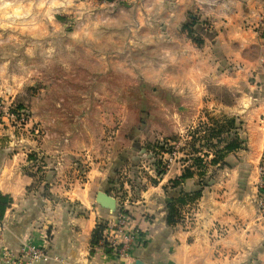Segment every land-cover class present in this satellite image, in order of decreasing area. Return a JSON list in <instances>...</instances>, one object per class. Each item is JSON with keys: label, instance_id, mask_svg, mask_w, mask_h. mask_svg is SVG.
<instances>
[{"label": "crops", "instance_id": "crops-1", "mask_svg": "<svg viewBox=\"0 0 264 264\" xmlns=\"http://www.w3.org/2000/svg\"><path fill=\"white\" fill-rule=\"evenodd\" d=\"M137 8V26H126L138 29L139 46L149 53L136 59L137 75L174 92L181 88V74L186 80L209 78L201 90L215 91L211 103L243 120L246 148L227 153L225 165L211 167L201 195L180 205L182 217L169 224L168 203L180 190L198 188L196 173L172 186L188 161L174 162L151 183L137 176L139 166L121 160L124 151L115 137L104 139L100 149L94 136L83 138L79 126L65 138L68 143L46 138L40 146L45 162L33 164L28 158L33 148L7 142L10 131L0 123V192L12 198L0 220V252L5 246L46 244L51 259L35 264H108L112 258L105 241L115 236L123 242L136 230L142 241L122 259L125 264H264V209H258L255 186L264 167V0H137ZM191 21L195 28H209L200 45L183 28ZM196 64L200 70L192 72ZM126 68L121 75L132 74ZM182 87L190 89L191 82ZM78 118L80 125L89 122V117ZM126 170L133 176L119 181ZM98 191L115 198L113 212L96 202ZM123 204L129 221L117 233L112 224ZM99 222L105 228L92 246Z\"/></svg>", "mask_w": 264, "mask_h": 264}, {"label": "rangeland", "instance_id": "rangeland-1", "mask_svg": "<svg viewBox=\"0 0 264 264\" xmlns=\"http://www.w3.org/2000/svg\"><path fill=\"white\" fill-rule=\"evenodd\" d=\"M136 4L137 0H0V123L12 132H5L7 142L33 148V164L45 162L40 146L46 138L68 143L65 138L80 126L83 138L87 133L94 136L100 149L104 139L115 137L124 151L121 160L139 166L137 176L153 183L157 167L165 173L174 162L186 159L192 132L207 128L209 117H219L221 110L211 103L215 91L201 90L209 78L193 75L186 80L181 74V88L174 92L137 75L136 59L149 53L139 46L138 29L126 26H137L141 13ZM196 65L192 72H199ZM126 67L132 74L121 75ZM188 81L192 87L182 90ZM81 116L89 122L78 124ZM173 142L180 143L179 152L164 169L162 160ZM81 153L87 160V148ZM204 159L208 163L210 157ZM211 167L207 164L206 171ZM126 172L119 181L133 176ZM256 180L258 209L263 211L264 174L257 172ZM182 211L178 208L177 218ZM5 249L10 248L1 251Z\"/></svg>", "mask_w": 264, "mask_h": 264}, {"label": "trees", "instance_id": "trees-1", "mask_svg": "<svg viewBox=\"0 0 264 264\" xmlns=\"http://www.w3.org/2000/svg\"><path fill=\"white\" fill-rule=\"evenodd\" d=\"M194 26V21H191L184 25L183 28L187 31V35L197 45H200L202 43L201 36L205 33V29L203 26H200V28H195ZM209 120L210 123L207 128L204 127L202 130L195 129L192 132L190 140L187 142L188 151L186 154L188 155L186 159H183L189 163L185 165L181 174L171 181L172 186H180L187 178L192 177L196 173L198 188L190 192L180 190L176 200L173 203H168L167 222L169 224L178 219V207L197 199L201 195L204 186L208 184L205 179L207 176V164L223 166L225 165L224 158L227 153L245 148V141L242 137L243 120L241 118L221 112L219 117H209ZM207 157H210L208 163L204 161L206 160L204 158ZM28 158L31 159V155ZM156 170L157 176L164 173L158 167ZM207 177L209 179V176ZM11 202L12 198L9 195L0 192V220H2L5 210L10 206ZM104 228V223H97L91 236L92 246L101 240ZM106 250L111 252L109 247Z\"/></svg>", "mask_w": 264, "mask_h": 264}, {"label": "built area", "instance_id": "built-area-1", "mask_svg": "<svg viewBox=\"0 0 264 264\" xmlns=\"http://www.w3.org/2000/svg\"><path fill=\"white\" fill-rule=\"evenodd\" d=\"M180 143L173 142L172 149L166 153V156L162 160L164 169H168L171 162L175 160L176 154L179 152ZM259 171L264 174V167H260ZM129 221V215L126 209L121 206L116 210V216L112 228L114 232L120 233L124 231L125 224ZM115 237V236H114ZM105 241L107 247L111 249L110 257L112 261L108 264H125L123 258L127 256L130 249L135 245H139L142 241V237L138 231H132L126 233L125 241L118 242L116 237ZM1 264H35L38 261H49L51 255L48 252L47 245L42 246L33 245L29 243H23L17 249H5L1 251Z\"/></svg>", "mask_w": 264, "mask_h": 264}, {"label": "water", "instance_id": "water-1", "mask_svg": "<svg viewBox=\"0 0 264 264\" xmlns=\"http://www.w3.org/2000/svg\"><path fill=\"white\" fill-rule=\"evenodd\" d=\"M96 202L103 208L114 211L116 207V201L113 196L105 191H98L95 196Z\"/></svg>", "mask_w": 264, "mask_h": 264}]
</instances>
